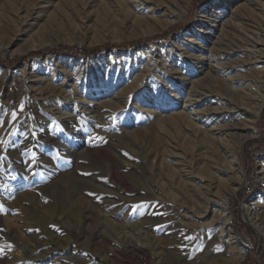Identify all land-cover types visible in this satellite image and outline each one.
<instances>
[{"label":"rangeland","instance_id":"obj_1","mask_svg":"<svg viewBox=\"0 0 264 264\" xmlns=\"http://www.w3.org/2000/svg\"><path fill=\"white\" fill-rule=\"evenodd\" d=\"M170 1L175 8L168 14L142 0H57L56 6L40 12L35 0H0V264H264V100L257 131H245L252 138L243 142L244 133L235 130L216 137L225 141L230 133L236 135L234 142L241 140L236 144L239 164L227 174H214L212 168V174L232 184L212 190V203L201 218L181 216L183 205L198 213L205 207L198 199L180 204L187 197L171 179L170 159L161 161L172 145L178 146L174 152L184 154L202 139L184 127L169 129L163 120L185 110L188 95L189 110L231 106L219 96L197 94L198 80L208 72L198 56L220 65L219 78L243 80L234 88L251 96V103L243 106L254 112L264 89V73L259 70L264 62L230 69L225 63L247 56L264 61V45H256L264 43V0H249L255 10L247 21L235 15L248 0ZM224 4L222 26L211 34H205L204 27L194 31L202 14ZM24 15L30 16L29 23H22ZM167 19L173 22L160 30L159 21ZM240 20L243 33L228 28L227 23ZM242 35L248 44L242 43L240 51L215 47L220 38L237 43ZM92 50L101 51L85 53ZM35 76L49 94H36ZM143 76L148 78L145 87L127 92ZM111 100H118L120 108L107 106ZM13 110L18 112L15 122ZM238 115L227 122L251 117L246 110ZM196 118L202 126L209 125L206 128L224 122L222 116L214 123L215 118ZM77 130L91 141L89 148L69 136ZM45 133H54V139L47 141ZM202 140L216 149L211 157L224 162L230 148L217 149L206 137ZM105 154L112 158L110 166L100 159ZM179 157L176 161L189 160L187 155ZM222 162L217 164L229 165ZM111 168L130 189L113 182ZM193 182L195 190L203 189L199 178ZM52 188L69 189V209H54ZM227 198L224 208L221 203ZM223 214L238 245L220 236ZM211 221L210 231L203 224ZM180 222L185 228L195 223L197 229H189L185 238ZM216 234L220 237L209 243L208 237ZM128 241L136 246L126 247ZM14 242L17 247L9 250ZM46 244L63 250L49 255L46 248L47 260L29 258L25 247ZM176 247L182 249L175 251Z\"/></svg>","mask_w":264,"mask_h":264},{"label":"bare ground","instance_id":"obj_2","mask_svg":"<svg viewBox=\"0 0 264 264\" xmlns=\"http://www.w3.org/2000/svg\"><path fill=\"white\" fill-rule=\"evenodd\" d=\"M56 1L57 0H35L36 9H37L38 12H40V10L44 9L45 7L56 6L57 5ZM94 1H96V0H90V2H94ZM149 1L153 4V10L156 11V12H158L159 10H164V11H166L169 14L175 8V5L170 0H142L141 4L149 3ZM45 9H47V8H45ZM226 10H227V5L224 4V5L218 6L217 8L211 9L209 13L202 14L201 15V19L198 20V25L194 28V31H198L199 30V29H197L198 27H202V28L204 27L205 34H209V33L211 34V30L216 28V26L217 27L222 26V23H220V21H221L220 17L222 16V13L225 12ZM254 10H255V7H253L251 5V2L248 0V2L244 3L241 6V8L238 11V14H236L235 17L236 18H240L242 20H246V21L247 20H252V15H253V11ZM33 15H36V11L33 13ZM22 17L24 18V19H22L23 20V22H22L23 24L24 23H29L28 21L31 20L30 16L24 15ZM235 17H233V19ZM138 18H139L140 21H142V19L144 21V18L146 19V17H142V18L138 17ZM242 20L238 21V23L236 21H234V23L230 22V25H228V23H227V26L232 31H238V32L240 31V32H242L240 30V28L242 27V24H244ZM172 22L173 21L171 19H170V21H168V19L166 21L165 20L164 21L160 20L157 27L160 26V30H162L165 27L169 26ZM246 26H249V24L246 23ZM251 26H252V24H251ZM23 27H24V25H23ZM23 27H22V31H23ZM24 32H26V30ZM235 36H237V35H235ZM223 39L224 40H222V38H220V41L218 40V42H217V46H215L218 51H223V52L227 51V53H228L229 50H230V52L231 51H240L241 49H244L243 47L245 46V45L241 46L242 43H245L246 45L248 44V43H246L247 41L244 39V35L237 37V39H238L237 43L236 42L233 43V41H231L232 39H230V40H225V38H223ZM189 41H194V39L190 38ZM40 44H42V43H40ZM256 45H260V46L263 47L264 43H261V44L260 43H256ZM31 47H36V44L33 43ZM261 50H262V48L259 49L260 52H261ZM248 51L253 52L250 49H248ZM191 57H190V59H191ZM201 57H202V55H201ZM201 57L198 56V58H200V60H202V63H203L202 66L203 65H207L208 66V70H206L208 72L205 73L203 71L205 73V75L198 80V82L201 84V87H200L201 90L199 92H197V94L199 93L200 95H202L201 97H203V96H205V97L219 96L221 98H224L226 101L231 102V106L226 107V108H224L222 106H220V107H214L213 106V107H210V108L208 107L207 109H205L206 108L205 107L204 109L198 108L200 110H196V109L195 110L193 109L194 111L193 110H189V109H186V106L188 105L189 100H192V99L188 95V98L185 101L186 102V105L184 107L185 110L172 113V114L168 115L166 118H164L163 120L167 122V126H168L169 129L171 128V129H174V130H182V127H184L185 131H186V129H188V132L195 133L197 138L198 137L199 138L202 137V139H204V137H206V139L208 141H210V143H213L215 146L217 144V146L215 148L220 147V146L222 148H224L227 145L230 148L229 149L230 154H229V152L225 153L227 158H228L226 160H227V162L229 161V165L226 166V167H222L223 165L219 166V164H217V161L221 163L222 160L221 159L217 160V159H213L212 158L213 154L216 152V149H212V148H210V146L205 145L204 141L202 139H200L198 141V144L195 146V148L192 151H187L184 154H179V153L173 151L174 149L178 148V146H176L174 144V145L171 146L172 150L169 149L168 152L165 153L166 156L165 155H164V157L162 156L163 158L161 159V161L170 159V162H167V165H169V171H170V174H172V178L171 179L174 182V185H176V187L180 191H182L185 194V196L187 197L186 200H179L180 204L181 203L191 204V203L195 202L194 199H198L199 202L201 203V206L205 207V210L203 211V213H198V212L194 211L195 210L194 207L188 206V205H183L182 208L184 210L182 211L181 216L182 217H189V218H191V216H194L196 218H201L202 217V215L206 211V208L209 207L211 205V203H212V200L208 196L209 195H214V193H212V190L214 188H216L217 186L218 187L227 188V187H229L232 184V181H228L226 179L219 178V177H217L214 174L218 175V174H222V173H226V174L227 173H232L233 169H232L231 166L233 165L234 167H236V165L239 164L238 159H237V145L236 144H238L241 140L239 142L238 141L234 142L233 140L235 139L236 135L230 134V133H227L228 137L225 138V141H223L220 138H216V137L219 134H221L223 132H226V130H235L238 133H242V134L244 133L243 134L244 139L242 140L243 142H246L248 138H252L253 134H255V131H257L256 124H257V121H258V118H259V115H260L259 113H261V111H262L263 100H264V89H263V92L259 96L257 106L253 108L254 112H252L251 110L249 111L243 105L251 103V101H252L251 100V96L250 97L243 96L240 89L234 88V84L235 83L240 85V82L243 81V80H241L238 77L235 78V76H233V77H231V79H227V80L219 78V77L222 76V75L221 76L217 75V72H218V69H219L218 67L220 65L218 63L216 65L215 64L212 65V62H208L209 58L205 59L207 57H205V58L204 57L201 58ZM239 58H236L234 61L232 60L229 63H225V62H223V63L226 64V68L230 69V67L238 68L239 65H243V64L247 65V64H252V63H256V62H264V61H261L259 59L256 60V61H253V57L252 56H247L245 59H239ZM223 63H222V65H223ZM222 68H224V67H222ZM259 70L263 74L264 73V65H262L259 68ZM178 75L182 76V73H180ZM180 80H182V78ZM38 81L39 80H38L37 77L33 78V82L36 83L35 84L36 85V87H35L36 88V94L43 96L46 93H48V91L45 90L44 83H40L39 84ZM134 82H138L139 84L132 85L131 87L128 88L127 92L132 93V92L136 91V89L138 87L143 89L145 87L144 86L145 83L148 82V78L146 76L145 77L143 76L140 79V81L137 80V81H134ZM190 83H192V82H189V84ZM258 83H259V81H258ZM223 86L227 90L226 93H224L222 91V89L224 90ZM117 96H122L121 92ZM229 96L233 100L228 99ZM234 97H236L238 100H236ZM195 100H197V98ZM195 100H193V101H195ZM199 100H200V98H199ZM217 104H218V106L220 105L219 103H217ZM106 105L112 107L113 108L112 110L120 108L118 100L117 101H113V100L108 101V102H106ZM246 106H248V105H246ZM243 110H246L248 113H250L251 117L245 118L242 121L239 120L238 122H232V121L230 123L227 122L231 117H235L236 118L237 114H239L238 117H240V113H242ZM197 115H199L201 117H207L208 119H210L209 122H211V120H213L215 118L212 123L217 121V119L222 116L223 117L222 121H224V122L223 123L219 122L220 124L217 123V125H214V126L212 125V127L210 126L209 128H206V126H209V125H203L202 126L199 122H197L199 120V119L196 118ZM235 118H234V120H235ZM48 121H49V124L50 123L52 124L53 118H50ZM47 124H48V122H47ZM245 131H251V132H253V134L252 135L245 134ZM43 135L45 136L46 140L49 141L50 139L51 140L54 139V135L55 134L54 133L53 134L45 133ZM69 136L77 138L76 139L77 140L76 141L77 145H82V144L85 143L87 148H89L92 145L91 141L88 138L84 139V138L81 137V135L78 133V130L77 131H71V133H69ZM232 141H233V143L236 146H234L231 143ZM186 155L188 156L189 160H186V158H183V160L176 161L177 159L182 158V157H179V156H186ZM217 155H218V150H217ZM106 156L107 157L100 158V159L102 161H107L108 165L110 166L111 162L109 161V159H112V158L109 157V155H106ZM226 156H224V157L226 158ZM225 158H223L224 162H222V163H224L226 165L227 163L225 162L226 161ZM159 167H161V166H159ZM157 168H158V166L155 165V169H157ZM212 168H213L214 174H212L213 173L212 172ZM197 171H199V173L204 172V171H208V172L210 171V172H209V175H202V173L199 175V173H196ZM109 173H110V176H111V178H112L114 183L122 184L126 189H130L129 188L130 185H128L122 178H120V176L116 173V171L113 168H111ZM157 173H159V172H157ZM198 178H199V180L201 182H204V187H203L202 190L199 188V190H200L199 192H198V190H195L196 185H194V182H193L194 179H198ZM243 180H244V178H243ZM68 182H69V179H68ZM198 184L199 183H197V185ZM197 189H198V187H197ZM68 190L69 189L65 188V189L62 190V192H59L55 188L51 189L50 192H52L51 196L54 198L53 204H54V209L55 210L58 207H65V209H66V208L71 206V203H70L71 194H70V192ZM234 190L235 191L238 190V187H235ZM217 195L218 194H216V197H217ZM176 197H177V195H176ZM227 201H228V198L222 200V203H221L222 207H224V208L226 207V205L228 204ZM214 202L217 203V201H214ZM254 203L255 202L251 203V205H253ZM53 204H51V205H53ZM56 205H58V206L56 207ZM177 208H181V206L178 204ZM215 212H218V210L215 209ZM225 214H226L225 216L229 215L227 212H225ZM225 216L223 214L224 218H223V224H222V227H221L222 234L220 236H225L229 240H232V242H230L231 244H233V243L237 244L236 237L234 235V231L230 227L228 228L229 220L227 221ZM188 222H190V221H187V223ZM213 222H214V220H213ZM213 222L211 221L210 223L203 224V225H204V227L206 229L211 231V229L213 228L212 227L213 226ZM180 223H181V225L179 224L180 225V229L184 233L183 237H185V238L187 236H189V233H190L189 229H191L193 231H195V229H197L196 228L197 225L195 223H193V224L189 223L191 225L189 228H185L184 226H182L183 223L182 222H180ZM186 229L188 230V232H187ZM220 236L218 234H216V236H209L208 237V242L212 244L214 241H216L218 239L217 237H220ZM204 237H206V236L204 235ZM15 243L16 242L11 243V244H12V246L14 245L15 247H17V245ZM129 245L136 246V244H132V241H128L126 247H128ZM50 247L51 246H49V244H46V245H43L42 248H40V247H38L37 249L35 248L36 250L34 248H29V247H25V248L27 249V254L29 255V258H31L32 260H45V259L47 260L48 258H44V256L47 257V255H45L46 248H47V252L46 253H49V255L57 254V252H61L60 250H63L60 247L52 248L53 250H51ZM140 248H142V247H140ZM181 249H182V247H176L175 251H179ZM42 250H43L44 253L42 252ZM58 255H60L59 256L60 259L64 258V257H62L61 254H58ZM243 256H244V252L240 251L239 258H241ZM64 260H65V262L67 261V259H64Z\"/></svg>","mask_w":264,"mask_h":264},{"label":"snow or ice","instance_id":"obj_3","mask_svg":"<svg viewBox=\"0 0 264 264\" xmlns=\"http://www.w3.org/2000/svg\"><path fill=\"white\" fill-rule=\"evenodd\" d=\"M0 107H2V106H0ZM23 109H24V105L21 104L20 105V110L22 111ZM17 118H18V112L16 110H13L11 112V121L12 122H15L17 120ZM0 124H3V121L2 120H0ZM97 127H99V126H97ZM37 231H38V229H37ZM12 247L13 246L11 244L8 245L9 250H11ZM0 251H2V249H0Z\"/></svg>","mask_w":264,"mask_h":264},{"label":"trees","instance_id":"obj_4","mask_svg":"<svg viewBox=\"0 0 264 264\" xmlns=\"http://www.w3.org/2000/svg\"><path fill=\"white\" fill-rule=\"evenodd\" d=\"M101 50H92V51H89V52H85L87 54H95L96 52H100Z\"/></svg>","mask_w":264,"mask_h":264}]
</instances>
